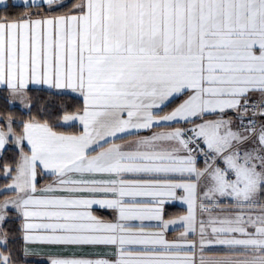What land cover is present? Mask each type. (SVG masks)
<instances>
[{"label": "snow or ice", "instance_id": "6c2138e0", "mask_svg": "<svg viewBox=\"0 0 264 264\" xmlns=\"http://www.w3.org/2000/svg\"><path fill=\"white\" fill-rule=\"evenodd\" d=\"M22 4L69 11L0 19V85L23 94L34 84L83 98L79 112L60 117L65 125L79 121V133L23 124L19 140L31 151L7 186L17 199L4 207L21 211L26 243L116 249L111 260L73 253L50 264H196L185 248L197 247L189 237L198 231L202 252L213 244L227 249L223 258L201 257L199 264H264V0ZM253 93L259 99H250ZM180 96L186 98L165 112ZM180 122L192 127L138 135ZM126 135L137 138L115 142ZM4 144L0 130V149ZM38 169L55 177L52 185L37 188ZM58 190L68 195H37ZM201 195L207 221L196 218ZM175 201L187 205V214L166 218L165 206ZM93 205L115 212L114 221L94 216ZM136 220L156 221L160 230L127 223ZM175 224L183 231L168 241L164 233ZM0 264H10L3 252Z\"/></svg>", "mask_w": 264, "mask_h": 264}, {"label": "crops", "instance_id": "0c3cea01", "mask_svg": "<svg viewBox=\"0 0 264 264\" xmlns=\"http://www.w3.org/2000/svg\"><path fill=\"white\" fill-rule=\"evenodd\" d=\"M67 1L68 0H65V2H67ZM7 4H12L15 6H24L22 4V0H7V2L5 4H0V7H4ZM44 7L47 9V5H45ZM61 14H64V13L46 14V15H61ZM30 88L45 89V90L52 91L55 93L69 94V95L75 96L77 98H80L81 101L83 102V98L79 95V93H73L70 90H55V89H50L46 86H40V85H34V84H30L28 89H30ZM0 90L6 91L7 99L9 101L10 105L16 106V107H18L24 111H26L28 109L29 102H28L27 95H26L27 90L23 94L13 93L10 89H7L4 85H0ZM174 98H176V97H174ZM185 98L186 97L184 96L183 99H185ZM257 98H259L258 94H256V93L250 94V99H257ZM183 99H181L180 102H182ZM179 103H177V104H179ZM176 105H174L172 108H174ZM172 108H170V109L165 108L164 111L169 112L172 110ZM210 117H212L210 119H216L217 118L216 115H213ZM228 117H232L234 119V125L233 126L235 127V123H237V121H235V114L233 112H229V113H227L225 118L227 119ZM32 122H35V121H32ZM197 122H199V121H197ZM73 124H76L81 131L82 125L79 123V121L71 122V124H69V125H65L62 123V121H60V125L63 127H68V126H71ZM184 124H186V123L180 122L179 124H176V123L161 124V125L155 126L152 130H141L138 133V135L139 136H150L153 131H156V132L170 131L172 127H192L191 124H186V125H184ZM9 126L11 127V132L8 131ZM0 130H3L5 132V144H4V147L2 149H0V156H1V153L3 152V150L7 147H12L18 152V160H17L16 166L13 168L12 171H11L10 167H5L3 170V174H2L3 177H9V181L6 185H4L3 187L0 188V193H9V194L0 200V216L3 217V220L0 223V228L7 218V212H9V211L13 212L15 214V217L20 221L21 238L23 241V257L25 258V260L34 261V262H43L46 264H50L51 259L54 257H67V256H71L73 253H75V255L77 257H85V258H90V259H96L99 257H103V258H106L109 260L114 259V257L110 254L114 253L116 251V249L114 247H111V246H98V247L86 246L83 248L65 249V248H60V247L42 245L40 243H31V242L26 243V241L24 239V236L26 233L23 229V225L26 221L24 220V218L21 214V211L19 210V208H17L15 205H13L11 203H9L7 207H4V204H5V202L14 201L17 199V194L15 192H13L7 186L14 183V177L17 175L18 165H20L22 163L24 154H30L31 146L27 143L26 140H23V141L19 140L20 135L23 133V127L19 133L13 132L11 119H5L4 120V126L3 127L0 126ZM58 132H60V131H58ZM68 134H76V133H68ZM136 138H137L136 135H132V136L126 135L125 139H116L115 142L120 143V144H127L130 141L135 140ZM198 166L202 168L204 166V163L198 161ZM7 170H10V171H7ZM54 180H55V177H52L47 173L41 174L40 170L38 169V175H37V188L38 189H42V188L47 187L48 185H52ZM37 195L66 196V195H68V193L63 192V191H59V190L56 192H52V193H40L38 191ZM201 202H202V195H201V198L197 200L196 218H197V221H199L200 219H204L205 221H207L208 213H201V211H200L199 205ZM229 204H230V202L227 199H223L221 201L220 206L226 208L229 206ZM170 207H176L180 211H179V213L175 214L174 216L166 217V218H176V217L183 216V215L187 214V205L183 204L179 201H175L171 204L166 205L165 209L170 208ZM91 212L94 216L104 220L105 222L114 221L115 216H116V213L113 212L112 210L100 208L97 205L92 206ZM228 214H230V213H220V212L214 213V215H228ZM29 222L40 223V222H44V221L32 220ZM127 223H129L134 228H139L142 226L145 229V231H148V232H156V231L160 230L156 226L157 225L156 221H150V220L139 221V220H136V221H129ZM182 231H183V228L181 227V225H179V224L170 225L169 228L165 231L164 235L168 241H178L180 238V233ZM33 234L39 235L41 233L35 232ZM189 239L197 241V247L195 249H193L192 251H188L185 248V252H187L188 256L193 257L195 259L196 264H199L201 257H203L206 261L207 260H216V259L223 258L227 253L226 248H224L221 245H216V244L206 245L205 250L202 252L201 248L199 246V232L198 231H197V233H195L191 237H189ZM1 246H4V245H1ZM126 247L132 251H139V250H142L144 246L143 245H126Z\"/></svg>", "mask_w": 264, "mask_h": 264}, {"label": "trees", "instance_id": "16d2710c", "mask_svg": "<svg viewBox=\"0 0 264 264\" xmlns=\"http://www.w3.org/2000/svg\"><path fill=\"white\" fill-rule=\"evenodd\" d=\"M72 0L66 3L71 4ZM29 11H39L42 14H57L66 13L68 8L58 9L56 12H47L45 7L26 8L25 6H15L7 4L0 7V19H15L27 14ZM29 102L26 111L9 104L6 91L0 90V126H4L5 119L12 120L13 132L19 133L23 124L30 121L38 123L47 122L54 130L64 133H78L80 131L76 124L68 127L60 125V117L65 112L77 113L83 108V102L80 98L69 94L55 93L45 89L30 88L26 91ZM184 96L176 97L172 100L166 109L172 108L179 103ZM212 118V117H209ZM186 125V124H184ZM18 160V152L12 148L7 147L3 150L0 156V188L6 185L9 177H3V170L5 167H10L11 171L16 166ZM9 193H0V200ZM176 207L166 208V217L174 216L179 213ZM1 231L6 237V245H0V252L10 257V264H46L43 262H34L25 260L23 257V241L21 238L20 221L15 217L13 212H7V218L1 226Z\"/></svg>", "mask_w": 264, "mask_h": 264}, {"label": "rangeland", "instance_id": "374dc122", "mask_svg": "<svg viewBox=\"0 0 264 264\" xmlns=\"http://www.w3.org/2000/svg\"><path fill=\"white\" fill-rule=\"evenodd\" d=\"M1 223V221H0ZM0 240L6 241V237L3 235L1 228H0Z\"/></svg>", "mask_w": 264, "mask_h": 264}, {"label": "built area", "instance_id": "2783aa9c", "mask_svg": "<svg viewBox=\"0 0 264 264\" xmlns=\"http://www.w3.org/2000/svg\"><path fill=\"white\" fill-rule=\"evenodd\" d=\"M257 99H259V98H257ZM257 99H252V100H257ZM204 159H205V157L201 156V157H199L198 161L204 163Z\"/></svg>", "mask_w": 264, "mask_h": 264}]
</instances>
